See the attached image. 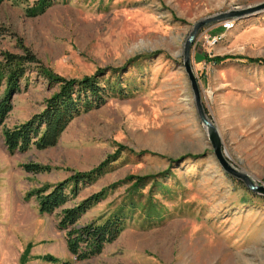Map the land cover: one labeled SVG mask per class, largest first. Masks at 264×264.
<instances>
[{
    "label": "rangeland",
    "instance_id": "374dc122",
    "mask_svg": "<svg viewBox=\"0 0 264 264\" xmlns=\"http://www.w3.org/2000/svg\"><path fill=\"white\" fill-rule=\"evenodd\" d=\"M261 3L66 0L28 18L21 0L2 2L0 52L27 49L64 78L117 69L124 93L75 118L53 148L10 154L0 126V264H264V197L220 167L184 66L185 43L197 23ZM247 58L264 59V10L201 28L189 65L222 154L264 187V66ZM33 79L13 97L5 127L42 111L57 91ZM115 153V169L77 200L122 184L79 224L108 217L124 203L133 214L124 206L130 220L119 237L98 255L75 260L57 231L58 212L40 214L26 194ZM25 163L51 171L26 173ZM131 177L146 178L144 185L132 190Z\"/></svg>",
    "mask_w": 264,
    "mask_h": 264
},
{
    "label": "trees",
    "instance_id": "16d2710c",
    "mask_svg": "<svg viewBox=\"0 0 264 264\" xmlns=\"http://www.w3.org/2000/svg\"><path fill=\"white\" fill-rule=\"evenodd\" d=\"M4 1L0 0V4ZM21 2L26 4L25 16L35 18L44 14L54 4L66 0L32 2L21 0ZM21 50L20 54L0 52V126H3L1 135L4 146L10 154L24 153L32 148L41 151L55 147L67 126L75 118L100 108L109 98L120 97L124 93L120 88L118 75L115 76L117 69L99 70L95 74L79 79L64 78L51 72L32 52L23 48ZM246 60L249 64L264 66L263 58ZM124 67L126 66L120 70L122 71ZM31 76H34V82L42 79L49 88L57 91L46 99L42 111L33 114L24 122L5 127L3 123L12 111L13 97L27 88ZM115 155L116 157H106L88 171H70L69 176L61 181L53 185H43L26 194L27 199L36 200L40 214L52 215L58 212L57 231L64 234L67 251L75 260L84 261L98 255L126 229L130 220L129 215L133 214V207L124 203L108 217L100 216L85 224H79L80 219L88 211L105 200L122 184L118 182L105 186L77 200L82 191L115 169V162L119 158L116 153ZM177 162L178 160H170L171 164ZM22 169L32 174L51 171L50 166L37 163H25ZM131 178L132 190L137 186L142 187L144 185L142 181L146 179ZM126 205L130 210L127 212L130 213L129 215L124 210ZM41 259L53 263L58 261L51 256H44ZM60 264L71 263L66 261Z\"/></svg>",
    "mask_w": 264,
    "mask_h": 264
},
{
    "label": "water",
    "instance_id": "95a60500",
    "mask_svg": "<svg viewBox=\"0 0 264 264\" xmlns=\"http://www.w3.org/2000/svg\"><path fill=\"white\" fill-rule=\"evenodd\" d=\"M263 10H264V3H261L259 5L253 6V7H248V8L242 9V10L232 11L228 14H224L221 16L213 17L211 19H206V20L200 21L199 23H197L194 26V29H193L192 33L190 34L187 42L185 43V47H184L185 70H186V73L188 74V77L191 81V87H192V91H193V94L195 97V103H196L199 119H200L202 125L207 130L208 140H209L210 145L213 149L214 156L216 157L217 161L219 162L220 167L228 175H230L233 178H236L237 180L243 182L246 185V187L248 188V190H250L256 194H259L262 197H264V187L257 186L246 174L235 169L227 161V159L224 157V155L222 154V150H221L222 145H221V141H220V138L218 136L217 130H216L215 126L206 117L205 112H204V110L200 104V97H199V91L197 88L196 80L192 74V71H191V68L189 65V53H190V49H191V43H192L194 37L196 36V34L198 33V31L201 28L208 25L209 23H213V22L218 21L222 18H241V17H245L247 15L258 13V12L263 11Z\"/></svg>",
    "mask_w": 264,
    "mask_h": 264
}]
</instances>
